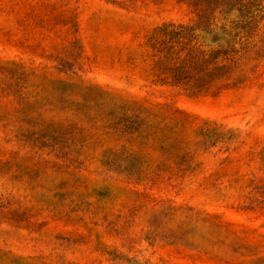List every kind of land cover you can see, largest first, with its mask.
<instances>
[{"label":"rangeland","instance_id":"obj_1","mask_svg":"<svg viewBox=\"0 0 264 264\" xmlns=\"http://www.w3.org/2000/svg\"><path fill=\"white\" fill-rule=\"evenodd\" d=\"M169 23L217 31L207 91ZM0 264H264V0H0Z\"/></svg>","mask_w":264,"mask_h":264},{"label":"trees","instance_id":"obj_2","mask_svg":"<svg viewBox=\"0 0 264 264\" xmlns=\"http://www.w3.org/2000/svg\"><path fill=\"white\" fill-rule=\"evenodd\" d=\"M216 32L208 29L196 35L189 26L169 23L150 33L148 43L156 59L159 76L171 79L169 83L162 81V84H170L196 94L214 85L219 80L215 77L217 72L225 71L232 59L228 54L222 56L221 51L214 50L219 46L217 41L207 45L210 51L202 48L207 34Z\"/></svg>","mask_w":264,"mask_h":264}]
</instances>
